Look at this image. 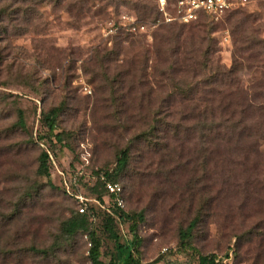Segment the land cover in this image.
<instances>
[{
    "label": "rangeland",
    "instance_id": "rangeland-1",
    "mask_svg": "<svg viewBox=\"0 0 264 264\" xmlns=\"http://www.w3.org/2000/svg\"><path fill=\"white\" fill-rule=\"evenodd\" d=\"M144 4L156 2L18 0L0 22V264H92L86 235L61 237L77 195L90 199L105 264L118 252L109 216L122 244L133 239L122 212L144 215L143 264H199V254L264 264V137L215 139L195 120V110L264 107V0L174 25ZM131 17L147 31L105 37ZM251 40L260 44L246 49ZM54 108L63 143L45 123ZM125 150L126 207L99 204L97 173Z\"/></svg>",
    "mask_w": 264,
    "mask_h": 264
},
{
    "label": "trees",
    "instance_id": "trees-1",
    "mask_svg": "<svg viewBox=\"0 0 264 264\" xmlns=\"http://www.w3.org/2000/svg\"><path fill=\"white\" fill-rule=\"evenodd\" d=\"M1 1L2 0H0V2ZM16 1L18 0H14L0 7V22L5 16L14 17L18 13V9H12ZM58 1L61 2L63 0ZM169 1L171 2V0ZM155 2L156 7H149L148 4H144L143 9L145 8V13L156 15L155 19H159L161 17V12L158 8V1L155 0ZM4 30L7 32V28H4ZM259 44L260 43L251 40L246 46V49H250L255 46L257 47ZM262 47H264V45ZM18 113L19 116L17 126L24 128L26 125L24 112L19 110ZM56 118L57 110L54 108L46 114L45 123L48 126L51 135H53L59 143H63L64 139L62 132L55 133V130L57 129ZM195 120L198 121V124H200L203 129L207 126V128H205V133L208 132V134L215 139L238 138L243 140L264 137V107L255 108L250 105H242L240 108H213L205 111L195 110ZM127 162L128 152L125 150L119 157L117 167L114 170H99L96 177V184L93 186L94 191L98 193L96 199L99 201V203H104V197L107 195L105 184L99 179V174L104 171L109 179L118 181V176L124 170ZM40 173L48 178H51L48 156L46 154H42L41 156ZM90 208H93V206ZM121 216L132 221L131 231L133 233V239L130 244H122L120 242L119 234L115 231V219L114 217L109 216L106 221V229L110 233V236L116 241L118 252L116 257H113L108 264H143L137 256L140 253L139 247L142 242L138 226L139 222L143 220L144 215L143 213L130 214L122 212ZM89 217L90 214L88 209L86 212L74 210L70 217L64 220L61 224V237L65 240H70L75 239L79 234L86 235L90 243L89 257L92 264H105L101 260V240L98 238V236H96V233L91 230ZM193 226L194 224H191L182 233V243L184 247L191 246L189 239L192 237L191 231ZM157 263L158 260H154L146 264ZM199 264H217L216 256L199 254Z\"/></svg>",
    "mask_w": 264,
    "mask_h": 264
},
{
    "label": "built area",
    "instance_id": "built-area-1",
    "mask_svg": "<svg viewBox=\"0 0 264 264\" xmlns=\"http://www.w3.org/2000/svg\"><path fill=\"white\" fill-rule=\"evenodd\" d=\"M158 8L161 12L159 23L166 24H188L203 19H218L230 11L246 6L254 0H157ZM128 22L122 25L110 22L103 29L105 37L115 35L119 30L127 28L128 31L138 33L146 32L147 25L136 18H128ZM99 179L105 184L107 195L104 203L118 208L126 207L125 189L121 182L109 179L104 171L99 174ZM79 199V211L86 212L89 198L83 195L76 196ZM98 203L99 201L95 198ZM102 204V203H99ZM217 262L220 260L217 258Z\"/></svg>",
    "mask_w": 264,
    "mask_h": 264
}]
</instances>
